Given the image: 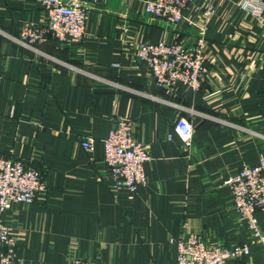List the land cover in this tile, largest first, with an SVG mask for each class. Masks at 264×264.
Instances as JSON below:
<instances>
[{
	"label": "crops",
	"instance_id": "0c3cea01",
	"mask_svg": "<svg viewBox=\"0 0 264 264\" xmlns=\"http://www.w3.org/2000/svg\"><path fill=\"white\" fill-rule=\"evenodd\" d=\"M86 1L83 42L50 38L38 57L14 38L45 21L40 1L0 0V152L42 170L47 187L34 204L0 213L13 227L16 264H176L177 241L192 233L226 249L250 245L225 264H264V243L224 184L264 157V10L259 17L240 0H213L206 16L204 0H188V20L171 26L146 14L148 0ZM203 26V88H158L138 44L192 51ZM181 116L194 126L189 152L174 131ZM117 120L135 124L152 156L135 193L117 189L105 163ZM85 137L93 150L81 146ZM257 218L264 228V213Z\"/></svg>",
	"mask_w": 264,
	"mask_h": 264
},
{
	"label": "built area",
	"instance_id": "2783aa9c",
	"mask_svg": "<svg viewBox=\"0 0 264 264\" xmlns=\"http://www.w3.org/2000/svg\"><path fill=\"white\" fill-rule=\"evenodd\" d=\"M45 13L42 24L27 23L20 36L14 40L23 48L38 57L46 55L41 46L50 38L60 44H80L86 36L90 4L86 0H39ZM213 0H204L205 15H212ZM188 0H148L146 14L153 20H164L171 26H179L188 19L185 15ZM247 11L261 17L264 0H240ZM206 28L199 30L194 50L182 43L163 40L158 44L139 43L137 56L145 63L158 88L170 91L176 84H184L194 91H200L206 81L207 69L204 61ZM0 74V88L3 84ZM116 87H122L114 84ZM129 90V89H128ZM190 111V110H189ZM135 124L128 120H117L104 142L105 163L110 180L117 189L135 193L148 182L146 164L152 156L148 148L136 139ZM174 131L181 138L184 150L189 152L194 138V126L187 116H181L174 125ZM95 139H81V146L93 150ZM234 199L239 216L248 221L255 242L264 243V228L257 218L264 213V157L255 166H245L236 175L224 180ZM42 170L26 164L21 159L5 156L0 152V213L11 209L15 204H34L39 194L46 191ZM13 227L0 220V264L18 262L17 243L12 235ZM176 264H225L250 253V245H239L226 249L208 243L198 234H190L177 241ZM70 264H95L92 261L75 257Z\"/></svg>",
	"mask_w": 264,
	"mask_h": 264
}]
</instances>
